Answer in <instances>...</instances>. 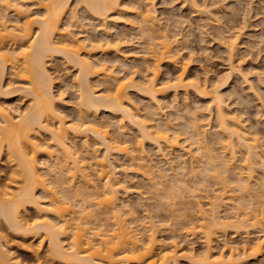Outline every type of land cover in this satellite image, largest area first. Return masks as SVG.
<instances>
[{
	"label": "bare ground",
	"instance_id": "bare-ground-1",
	"mask_svg": "<svg viewBox=\"0 0 264 264\" xmlns=\"http://www.w3.org/2000/svg\"><path fill=\"white\" fill-rule=\"evenodd\" d=\"M70 1L71 0H33L34 5H37H35L37 10L34 11L32 9L33 11H31L30 7L28 8L29 4L27 5L25 0H0V94L8 93L5 89L6 85L4 83V77L6 75V69L11 66L14 70L16 69L14 74H17L18 77L20 76V79L18 80L23 79L27 82H22L26 85H24L25 87L23 86V90L26 89L27 93H31L33 97V102L31 101L32 103L29 104L28 108L15 115L11 113V107L0 103V156L6 152L9 159L7 160L13 164L11 174L9 173L10 176H8L9 179L7 181H0V220L2 219L8 227L13 228L14 231H20L23 234L22 236L26 235L31 236L30 238H32L35 235L40 234V244L37 247L31 245L33 247V249L32 247L31 249L36 254V261L33 264H131L132 262H136V264H180V253L178 254L179 251L176 246L177 244L173 243L172 247H168L163 242V245L161 244L157 235V223L154 219H148V221L145 222L146 224L144 223L143 225L139 222L137 217L133 216L134 212H131L132 216L129 215L127 210V212H125V205L122 204V201L119 202L121 199L119 195L121 194V189H126L123 182L128 181L129 178L128 176H126L125 179L120 177L122 169L116 163L118 160L117 156L119 158L125 157L130 163L127 162L132 164L131 168L134 169L135 167L133 166H139L137 161L139 157H136V152L132 151L135 149H133V146L131 149V145H128L126 142L124 143V141H121L118 138H116L117 140L114 139V136L109 134V130H105L103 127V129L100 128L102 124L100 123L101 125H99V120L93 122L92 119L90 121L89 117V122L86 117L90 116L89 113L96 116V114L102 111L110 112L111 114L120 112L123 119L125 118L140 134L139 136L141 137L139 138L141 139L137 140L141 142H137V144L139 143L141 146V143L145 140L146 142H150V144H156L160 151L159 153L165 159V147L171 148L170 150H172L179 146V142L181 141H179L180 136L178 135L180 132L177 133L178 130H174L175 128L173 127V130L176 132L173 133L172 131V133L177 134L173 136V134L169 132V122H165V128H163L160 126L163 124L159 125L158 122L156 124L153 123V121L148 120L150 119L149 116L147 118L141 113L140 108L134 104L132 101L133 99L128 93L129 91L127 90L132 86L144 95L146 94L147 97L155 100L154 102L157 103L156 107L158 106V108L155 109L156 112L152 111L154 114L153 116L151 112H149V114L151 115V120H158L155 116H158L157 114L160 113L162 109L161 106H163L160 96L167 93V89L173 88L176 93L179 87L185 88V90H188V88L191 87L193 89L192 91L195 90V93L197 92L198 94L203 95L202 97H211L210 102H212L213 105L210 104L216 108V118L218 119L217 127L220 130L218 131L221 132L223 136L220 139L222 155L219 151L218 153L220 156L214 154L216 151L212 152V154H209V152L207 153L209 162L214 164L215 168H212L215 170L213 172L210 171V168L208 169L204 162L203 164H205L207 170L204 168L205 170L202 171L201 169V173L205 171L206 173L204 172V174H206L205 176L207 177L209 175L208 173L218 172V174H215L217 176L223 171L220 169L221 172H219L218 169L221 164H223L221 167L225 166L223 169L226 168L224 169V172L231 168L233 170V162L236 161L237 154H239L238 151H244L246 155L244 152L243 154L246 157L244 156L245 159L243 161L244 164H246L245 166L249 169L248 172H250L247 173L248 175L244 174L246 176H244L241 171L236 172V174L240 179L238 180L239 183L241 182L240 189L246 191L245 193L250 194L253 186L248 180H250L253 175L252 172L254 171V167L256 169V166L254 165H260L261 169L264 170V155H262L263 152L261 153L259 149L261 138H259L258 135H253L254 137L248 136L246 130H244L245 126L239 120V117L236 114L234 115L233 113L231 114L227 112L225 98L221 93L222 91L219 90L221 86L212 87V89L207 90V87H203L200 82L186 78L188 77L185 74L186 65L182 70L183 72H181L175 80L173 79L174 81L172 79L170 80L173 81L172 83L168 80L167 82L169 84L167 82L166 84L163 82V85L159 84L158 76L160 73L159 65H161V61H166L167 59L176 61L178 58L177 56H179L178 49L177 51L176 49L174 50L175 42L173 43V40L175 39L171 40L172 38L169 39L170 37L166 38L168 35L165 36L164 34L162 36L164 40H160L162 41H159L160 44L157 42V48L160 45L158 49L152 47L153 51H151V53L149 51L150 56L152 54V62L154 63V67H149L152 68L151 70L154 71V74L148 79L145 77L142 83H136L133 76H131L133 77L131 79L129 77L123 78L117 76L114 74V71H112V68L110 69L98 60L94 61L93 57L96 55L95 50L103 49L104 51V47L102 46L104 43L102 42L103 44H101L100 41V44L98 45L95 44L98 41H92L95 43L88 42L89 38L86 37L84 38V41L80 40V42L76 39L77 37L75 38L70 34L72 26L69 23L72 22V24H74L73 22L78 20L77 13H75L76 10H73V17H77L73 19L71 15L72 20L68 22L69 25L63 22L70 9ZM82 2H84L86 6H84L85 9H88V12L92 13V16L90 15V17L95 15L102 18V21H107V19L111 18L112 15L114 16V14H122V12L128 10V8H134V6H130V3L126 0H82ZM194 4L196 5V3ZM151 6L152 3L149 4V7L146 5L143 10V7H140L141 9L138 7L133 9L134 15L137 14L136 18L139 17L141 19H139V21H143L147 27L150 26L148 27L150 29L154 27L158 19L155 12L156 10H154L155 8ZM129 11H132V9ZM10 12L14 14V17L16 16V18H14L15 20H12V22L9 17ZM104 29L106 30L107 28L104 27ZM107 32V34H109V31ZM57 35L61 38H56ZM233 37L231 36L230 39L226 38L227 40L224 39V44L228 43L227 50L229 51V57L232 61L234 60L233 56H235L234 54L236 53L235 49L237 48L236 44L238 39L237 35H233ZM154 38L152 37V39ZM85 40H87V42ZM9 42L10 45L8 46ZM109 42L111 43V41ZM110 43H106V47L110 46V48H113L114 46L119 48L120 41ZM111 45L113 46L111 47ZM98 46H102L103 48H98ZM92 48H94L95 52L92 51ZM116 48L114 49L116 50ZM55 54H61L65 60L73 62V64H76L78 67L79 72L77 73V78L75 77L76 80H74L79 89L78 95L80 98V108L78 107V109H80V113L78 118L81 114V120H72L74 122H71V120L68 121L65 114L63 115L57 109L56 104L58 103V100H63L64 96H62V93V95L60 93L57 95L54 90V80L56 78L52 73L53 71H51L48 66V58H52ZM232 67L235 68L234 65H232ZM234 68H232V70ZM100 75L105 76L106 82L112 80V82H110L111 87L106 88L111 90L113 87L111 90L112 92L110 91L105 94H99L98 90L97 92L93 89L94 85L92 86L93 83H91L93 80L91 81L90 78ZM113 81H115V83H113ZM112 83L114 85H111ZM9 85L8 87L10 89L11 87ZM18 89L19 88L16 87L15 90ZM10 90H13V88ZM158 109L160 110L158 111ZM210 110L212 111V109ZM209 118L211 119L210 116ZM209 118L195 117V121L193 118L194 124H192L193 122L191 123L193 128L189 126L192 128V130L189 128L190 132L192 131L193 133L191 134L187 129L185 131V133L189 132L193 136H189L188 138L187 135L185 138L201 143L197 144V146H199V148H197L200 150L197 149L199 154H197L198 151H191L189 145L188 149L186 147H180V149H182V154L184 152V155H190L192 159L191 162H197L203 158H201L203 155L200 154L202 151L200 148L202 145H204L203 147H206L207 143L205 145V142L203 141L207 138V133L211 132L208 131V128L211 126L210 121L212 120H209ZM93 119L95 118L93 117ZM121 128L122 132L126 131L123 129V123L121 124ZM41 132H44L47 135V138L41 137ZM90 133L92 134L91 137L93 136L101 147L103 146L104 153H101L102 155H97V153L96 155H93L92 152H95V150H91L92 145L90 143ZM170 134L173 137H171ZM76 139L82 140V144H80V146L82 145V148L78 147L79 145L76 143L77 141L75 142ZM192 140L191 142L193 144ZM216 140L217 139H215V141ZM206 142H208V140H206ZM140 146L138 147L141 148ZM143 147L144 145L142 144V149ZM141 151L143 152V150ZM40 155L47 156V159L50 160L49 162L51 163H46L45 161L47 160L42 161ZM173 155L175 154L173 153ZM184 157L186 156L180 158L182 163L181 167L183 168H179L184 169L183 173H187L186 169L188 165L186 166L187 162ZM227 157H229V159H227ZM145 159L147 160V158ZM165 160L168 159L166 158ZM217 160L221 163L219 166H216L217 164H215L218 162ZM231 160L234 161L232 162ZM229 161L232 163H229ZM145 165L148 166V172L157 175L156 171L158 169L150 159L147 160ZM137 166L136 170L138 169ZM195 166H197V164ZM195 166H192L193 172L196 169ZM199 167L200 166L197 168ZM235 168H237V166H235ZM91 169L93 171H91ZM136 170L135 172L139 171ZM232 170H230V172ZM197 171L200 172V170ZM228 172H226V174H228ZM194 173L193 176L197 178L199 173H196L197 176L194 175ZM142 175H145V172H143ZM164 175L165 174H160L161 179L159 182H155L158 184L157 186H159L160 183H164L163 179L166 177H164ZM184 175L187 176L186 174ZM190 175H192V173ZM175 177L177 180L176 183H179L180 188V181H183V184L184 179H179L177 176ZM221 177L219 175V178L223 179L224 173ZM95 178H97L98 183ZM221 182L222 180L220 183ZM76 183H79V185L82 183V185L76 187ZM82 186L86 188H82ZM183 186L184 184L182 185V190L185 187ZM234 188L235 186L231 189L227 187V189H230L232 192L236 190ZM236 188L239 189L238 185ZM71 189L73 192L70 191ZM169 189L170 188H166V192ZM184 189L186 190V187ZM223 189L224 190L219 193H217L218 191H213L215 195L212 197L208 194L204 195L206 196V200H208V204L206 203L207 205H205L207 207H204L201 201H198L196 204L194 202L196 208L198 207L197 211L199 212V218H197L198 223L186 222L187 224H190H188V230L186 229L189 234L196 235L201 233L202 235L200 236L204 237V240L207 243L206 256L208 257L213 255V241L216 238L217 231L221 230L220 228L233 226V228L235 227L238 231L240 229L244 231L249 225L253 227L254 224H261V220L264 219V211L262 210L263 212L261 213L260 209V215H258L259 213L255 215L256 212L252 211L254 214L252 215L251 213V218L256 219L252 221L250 216L248 217V215H250L248 212L251 210L248 212L245 210L246 207L249 208L246 203H243L244 206L242 207L239 205H237L239 207L235 206V208L237 207L236 210L238 208H244L242 210L238 209L239 211H237V213L233 210V214L234 212L236 214H231L232 216L222 212L229 205V207L233 209L234 206L232 208L231 205L235 202L232 200L234 194L232 193L233 195H231L230 190H227L226 188ZM40 191L42 193H40ZM171 191L168 192L173 193ZM69 193H71V195ZM165 195L168 196L167 193ZM234 198H236V196H234ZM85 201L87 202L85 203L86 205L84 204ZM79 203L82 209L79 207ZM92 205H99L100 207L105 206L104 208H107L106 211H104L105 209L103 210L102 214L104 217L105 214L106 217L108 213L111 214L113 218H111L113 220V225L111 227H107L108 224L105 226L106 222L100 224V219L102 217L93 213L95 210ZM28 206L35 209L34 212H36V215L32 218L27 216L26 211ZM91 206L93 208H91ZM76 207L79 209H76ZM229 207L227 209H229ZM222 213L224 214L223 216ZM98 216L100 217L99 219ZM104 217L102 220H104ZM106 217L105 221L107 219ZM109 219L110 218H108V220ZM99 220L100 222H97ZM191 220H193V218ZM92 224H97V227L92 226ZM251 227H249V229ZM263 228L261 229L264 233ZM246 231L249 235L250 231H248V229ZM4 236H2L0 230V264H26V262L23 263L24 261L22 262L19 258L17 259V257L12 255L13 251L11 252L10 250L12 249L8 247L9 242L7 239L6 241L2 240ZM263 236L260 235L259 239L253 242L249 247L244 245L242 250H240L241 248L239 249L238 246L234 247L233 245L231 248L232 250L230 249L231 252L228 255L221 254L219 258L220 261L222 260L224 264H239L240 258L248 255H250L249 257L257 255L261 252L264 245V238H261ZM46 238L50 242L49 248H47L48 250L46 254H41L40 246ZM248 240L244 241L248 242ZM248 250H250V253L246 255Z\"/></svg>",
	"mask_w": 264,
	"mask_h": 264
},
{
	"label": "rangeland",
	"instance_id": "rangeland-1",
	"mask_svg": "<svg viewBox=\"0 0 264 264\" xmlns=\"http://www.w3.org/2000/svg\"><path fill=\"white\" fill-rule=\"evenodd\" d=\"M126 1L130 3V6L132 7L134 6V8H128V10L124 11L125 13L122 12V14L119 13L114 14V16L112 15L111 18L107 19V21L105 20L102 21L103 20L102 18H99L95 15H93V17H90L92 13L88 12L89 11L88 9H85L86 6L84 2H82V0L80 1L71 0L69 12L66 14V17L63 20V22L65 24H68V22L72 20L71 15L73 19L78 16L79 21L75 19L76 21L73 22L74 24H72V22L69 23L72 26V28L70 29L71 30L70 34L73 35L75 38L77 37L76 39H78L79 41L80 40L84 41V38L86 37L89 38L90 40L89 41L87 39L88 42L98 41L97 43L92 42L98 45L100 44V41L101 44L104 43L105 46L104 44L102 45L104 47V51L103 49L95 50L96 55L95 57H93V60L94 61L98 60L99 62L104 63L103 65L108 66L110 69L112 68V71H114V74L117 76L123 78L129 77L130 79L134 77L133 79L136 81V83H142L145 77L148 79L150 78V76L152 77V74H154L153 73L154 71L151 70L152 68H150V67H154L153 65L154 63L152 62L153 60L152 54L151 56L149 54V51L150 53L151 51H153L152 47L154 48L156 47V49L159 48L160 42L164 40L162 38L164 34L165 36L168 35L166 38L170 37L169 39L172 38L171 40L175 39L173 40V43L174 42L176 43V44L174 43V50L176 49L177 51L178 49L179 56H177L178 58L176 61L175 60L171 61L170 59H167L166 61L162 60L163 62L161 61V65H159L160 73L158 76V82H160L159 84L160 85H163L164 83L166 84L168 80L170 83H172L176 79V77L181 72H183L182 70L186 65L185 74L186 76H188L186 78L200 82L203 87L205 86L207 87V90L212 89V87L221 86L219 90L222 91L221 93L225 98L226 101L225 106H227L226 108L227 112L231 114L233 113L234 115L236 114L239 117V120L245 126L243 127L244 130H246L248 136L254 137L258 135V137L261 138L260 147L262 148L259 147V149L261 153L263 152L262 155H264V0H190L191 2L189 0H132V1L126 0ZM25 2L27 3V5L29 4L28 8L30 7L31 11L37 10V7H35L36 4L34 5L33 0H25ZM147 3L149 4L152 3L151 7L155 8L154 10H156L155 12L158 18L154 27L151 26L153 27L151 29L148 28L150 26L147 27L145 23H143V21H139L140 18L139 17L136 18L137 14L134 15L133 12V9H136V7H138L139 9L143 7L142 10L146 7V5L149 7V4ZM194 3H196V5ZM130 9H132V11H129ZM73 10L74 11L76 10L75 11V13H77L76 17H73L74 14ZM9 14L8 15L11 18V22H12V20H15L14 18H16V16L14 17V14L12 12H10ZM104 27L107 29L105 30ZM107 31H109V34H107L108 33ZM232 34L234 36L237 35L238 37L236 44L237 48L235 49L236 53L234 54L235 56H233L234 58L233 61L229 57V51L227 50L228 43L224 44L225 40L230 39L231 36L233 37ZM152 37L155 38L152 39ZM56 38H61V37L57 35ZM108 39L109 41H111V43L120 41L119 48H116L113 45H111V47L113 46V48H110V46H107L108 47L107 48L106 45L110 43ZM87 40L85 41L87 42ZM157 42L159 43L158 48H157ZM9 45L10 42L8 46ZM102 46L100 47L103 48ZM100 47L98 46V48ZM114 48H116V50ZM92 49H93L92 51L95 52L94 48ZM60 55L55 54L52 58L50 59L48 58V66L50 70L53 71L52 73L56 78L54 80L55 82L54 90L56 91L57 95L59 93L60 94L62 93L63 95L62 94L61 95L64 96L63 100H65V101L58 100L56 106L57 109L63 115L65 114L68 121L71 120V122H74L76 121V119L81 120L80 118L81 114L78 118V115L80 113V109H78V107L80 108L79 106L80 98L78 95L79 89L77 84H75L76 83L75 77L77 78V73L79 71L76 64L74 65L73 62L65 60V58L62 57V55L61 56ZM83 55L86 57L84 53ZM232 65H234L235 68L232 67ZM232 68L234 69L232 70ZM15 70L11 66H9L6 69L4 83L6 85L5 89L8 91V93L0 94V103L1 104L3 103L5 106L11 107L12 109L10 111L13 115L25 111L28 108L29 104L33 102L32 101L33 97L31 93L30 94L29 92L27 93L26 89L23 90V86L25 85L24 83L27 82L24 81L22 78H21L22 80H18L20 79L19 78L20 76L18 77L17 74H14ZM101 76L103 77V79ZM171 79L174 80L170 81ZM90 80L91 81L93 80L92 82L91 81L90 82L93 83L92 84V86L94 85L93 89L95 91L98 90L99 92L98 91L97 92L99 94H103V93L105 94L106 92L108 93L113 88L112 87L111 90L106 89L107 87H111L110 82H112V80L106 82L105 76L103 75L97 77L95 76L91 77ZM23 81L24 83H22ZM10 82L12 85L11 84L9 85ZM113 83H115V81H113ZM113 83L111 85H114ZM7 84L11 87L10 89L13 88V90H10ZM14 87L15 89L16 87L19 89L15 90ZM131 87L132 86H130V88H128L127 91H129L128 93L130 94V97L133 99L132 101L134 102V104H136V106L140 108L141 113L147 118L149 116L150 119L148 120L153 121V123L157 124L158 122L159 125L163 124L160 125L163 128H165L164 123L169 122L170 125L169 132L173 134L178 130L177 133L180 132L178 136H180L179 141L181 142H179V146L173 148L174 150L173 149L170 150L171 148L165 147L166 148L164 151V153H166L165 159L167 158L168 160H170L168 161L165 160L164 157L159 153L160 151L158 150L156 144L154 143L150 144V142H146V140L141 143V146L139 143L137 144V142H141L137 140V139H141L139 138L141 137L139 136L140 134L138 133L137 129L134 128L125 118L123 119V116H121L120 112L111 114L110 112L102 111L96 114V116L93 115L92 113H89L90 116L87 115L88 117H86V119H88L87 121H89V117H90V121L92 119L93 122L99 120V125L102 124L100 128L103 127L105 130L106 129L109 130V134L114 136L113 137L114 139L118 138L121 141H124V143L125 142L128 143V145H131L130 146L131 149L133 146V149L135 150L132 151H135L136 153L135 152L134 153L136 157H139L137 160L139 166L136 165L138 169L136 170V166H133L135 167L134 169L136 171L138 170L139 171L135 172V170L131 168L132 164H129L130 162L125 157L119 158L117 156L118 160L116 161V163L122 169L120 177L122 179H125V177L128 176L129 178L128 181L123 182V185L125 186L126 189H121L120 191L121 194H119L121 199L119 202L122 201V204L125 205V212L128 211L129 215H131L134 212L133 216L137 217L139 219V222L142 223L143 225L146 221H148V219L150 220L154 219V221L157 223V227H158L156 228L157 235L159 237V240L161 241V244L163 242L168 247H172L173 243L177 244L176 246L178 247V251H179L178 254L180 253L179 254L180 264H224L222 260L220 261L219 258L221 254L228 255L231 252L232 250L231 248L233 247V245L234 247L238 246V248L239 249L241 248L240 250H242L244 248V245L249 247L253 242L259 239L260 235L262 236L264 235L261 229L264 226V222H263L264 219L261 220L262 221L261 224L260 223L258 225L254 224L253 227L249 225L248 228H246L244 231L241 229L238 231V229L236 230L235 227L233 228V226H227L226 227L227 229L220 228L221 230L217 231L216 238L213 241L214 252L211 257L206 256L207 243L205 242L204 237L200 236L202 234L201 233L200 234L198 233L196 235H193L191 233L189 234L186 231V229L188 230L187 227L189 223L187 224L186 222L189 221V222L198 223L197 218H199V212L197 211L198 207L196 208L195 204L198 201H201L203 206L207 207L205 205L208 204V200H206L205 198L206 196L204 195L208 194L210 197H212L213 195H215L213 191L215 192L218 191L217 193H219L224 190L223 188L227 189L228 187L231 189L233 188V186H235L234 189L238 191L232 189L234 190V192H232L230 189H227L231 191V195L234 194L232 200H234L235 202L237 201L236 203L234 202L231 205L232 208L233 206L235 208V206L237 205L242 207L244 206L243 203L244 204L246 203L250 209L246 207L247 209L245 208V210L247 212L251 210L250 212H248V214L250 213L248 217L250 216V219L254 221L255 218L253 219L251 218V216L254 214L252 211L256 212L255 215L259 213L260 209H261V213L264 211L263 209L264 208V186H263L264 170L261 169L260 165L258 166L254 165L256 166V169L254 166H252L254 167V171H253L254 173L252 171L251 172L254 176L252 175L250 180H248L249 183H251L253 186L252 191H250L251 194L245 193L246 191L241 190L240 189L241 182L239 183L238 180L240 179L238 178L236 172L241 171L243 175L250 172V171L248 172L249 169L245 166L246 164H244L243 160L245 159L244 156L246 154L242 150L245 155L243 154V152L238 151L239 154H237L236 161L231 160L232 162L234 161L233 162L234 169L232 170L231 168L230 169L232 170L231 172L228 169L225 170L226 172L229 171L228 174L224 172V169L226 168L223 169V167L225 166L221 167V165L223 164H221L218 161L219 159L217 160L218 162L215 163L217 164L216 166H219V164H221L218 169L219 172H221V170L223 171L219 175L221 177V175L224 173V177H223L224 180L221 179L222 177L219 178V175L217 176L215 175L218 174V172L208 173L209 175L207 176L208 177L207 178L205 176L206 174H204L205 171L201 173L203 170L206 169V166L208 169L210 168L209 170L212 172L215 170L214 164L209 162L207 153L209 152V154L210 153L212 154V152L216 151V153L214 154L219 155V153H221L222 155L220 139L223 137L221 132H219L220 131L219 128L217 127L218 119L216 118L217 116L216 108H214L215 106H212L213 104L212 102H210L211 97L208 96L202 97L203 95H200L197 92L195 93V90L192 91L193 89L191 87H190L191 89L188 88V90L179 87L176 93L174 89L171 87L172 89H167L166 91L168 92L165 93L163 96H160L161 98L160 100H162L163 102V106L161 107L162 109L163 108L164 109L163 110L161 109L160 113L157 114L158 116H155L158 120H151V115L149 114V112L152 113V111H155V109L158 108V106L156 107L157 103L154 102L155 100L151 99L150 97H147L146 94L144 95L143 93L139 92L133 87L131 89ZM210 109H212V111ZM159 110L160 109H158V111ZM153 115L154 114L152 113V116ZM209 116L211 117L212 120L209 118ZM93 117L95 119H93ZM195 117H200V118L208 117L209 120H211L210 121L211 126L208 128L209 129L208 131L211 132L207 133L208 136L206 135L207 138L204 139L203 141L205 142V145L206 143L207 145L206 147H203L204 145H202V147L200 148L202 149L200 154L203 155L200 156L201 158L203 157L202 158L203 160L200 159L199 161H197L198 163L196 161L191 162L192 159L190 155L189 156H187L188 154L184 155V152L182 154L181 152L182 149H180V147H186L188 149V147L190 146L189 149L191 148L190 149L191 151L195 152L199 150L198 149L199 146H197V144L200 142H196V141L194 142V140L188 139L189 136L193 137L191 135L193 132L192 131L190 132L189 128L192 130L193 128L192 124H194L193 118L195 121ZM122 123L124 125L123 129L126 130L125 132H122L121 130ZM189 123L192 124L190 125ZM189 126H191L192 128ZM173 129L174 130L177 129V130L174 131ZM186 129L191 134L189 132L185 133ZM41 133H40L41 137L47 138V135L44 132ZM89 135L91 137L92 134L90 133ZM174 135L177 134L175 133L173 134V136ZM187 135L188 138H185L187 137ZM173 136L171 135V137ZM92 138L93 136L90 139V143L92 145L91 150L92 151L95 150V152H92L93 155H96V153L97 155L98 154L102 155L101 153H104L103 146L101 147V145L94 138H93L94 140ZM215 139L217 140L215 141ZM191 140L193 141V144ZM206 140H208V142H206ZM81 141L82 140L80 139L75 140V142L79 145L78 146L76 144L79 148L82 146V145L80 146V144H82ZM142 144L144 145L143 149H142ZM138 146H140L141 148H139ZM138 148L143 150V152ZM199 151L197 152V154H199ZM173 153L177 155L175 156L173 155ZM183 156H186L184 158L186 159L187 162V164L185 163L186 166L188 165L186 169L187 173H183L184 169H181L183 167H181L182 163L180 158H182ZM40 157L42 161L47 160L48 162L45 161L46 163H51L49 162L50 160L47 159V156L40 155ZM145 158H147V160L150 159L152 163L155 165V167L158 169L156 171L157 175L155 174L153 175L151 172H148L149 169L148 166L145 165L147 163V160ZM7 159H8L7 153L4 152L0 156V160H1L0 181L1 180L7 181L9 179L8 176H10L11 174L12 171L11 169H13L12 168L13 164H11V162L8 161L9 159L8 160ZM227 159H229V157H227ZM231 161H229V163H232ZM204 162L206 166L205 164H203ZM196 164L197 166H195ZM193 165L197 170H200V172H198L194 168L195 169L194 172L197 171L196 173H199V176L197 178L193 176L194 173L192 171ZM198 166L200 167L197 168ZM235 166H237V168H235ZM91 171L93 170L91 169ZM143 172H145V175H142ZM191 173L192 175H190ZM196 173H194V175H196ZM160 174H165L164 177L166 176L165 177L166 180L164 178L163 179L164 183L163 184L160 183V185L157 186L158 184H156L155 182H159V180L161 179ZM184 174H186L187 176H185ZM173 175L177 176V178L179 177V179L180 178L184 179L183 184L186 187L187 191L184 189L185 188L184 186L182 190L183 181L180 180L179 181L181 182L180 183L181 187L179 188L180 185L179 183H176L177 181L176 177ZM95 179L96 182L98 183L97 178ZM220 179L222 180L221 183H220L221 181ZM80 185H82V183ZM80 185L79 183H76L75 186L79 187ZM237 185L239 189L236 188ZM187 186L189 187V189ZM83 187L84 186H82V188ZM166 188H170V189L167 190L166 192L165 190ZM70 191L73 192L72 189ZM168 191H171L173 193H170ZM40 193L42 192L40 191ZM71 193L69 194L71 195ZM166 193L168 196L165 195ZM234 196H236V198H234ZM85 203L87 202L85 201L84 204ZM92 206L91 208H93ZM98 206L99 205L94 206V210L96 213L95 212L93 213L99 215L102 218L100 219L101 222L100 220L97 222H100V224L101 223L104 224L106 222L105 226L108 224L109 226L107 225V227H111L113 225L112 223L113 218L111 214L108 213L106 217V214L104 213L105 217L107 218L105 221V217L102 214L103 210L105 209L104 208L105 206L104 207L99 206V208ZM229 206H227V208ZM79 207L81 208L80 203H79ZM227 208L222 212L232 216L236 214L237 211L242 210L244 207L242 209L238 208L239 210L238 209L236 210V208L235 209L234 208L231 209L230 207L229 209ZM76 209L79 208L76 207ZM106 209L104 211H106ZM233 210L236 211V213L234 212L233 214ZM34 211L35 209L33 207L28 206V209L26 211L27 216L31 218L35 216L36 212ZM261 213H259L258 215H260ZM223 215L224 214L222 213V216ZM99 216L98 219L100 218ZM103 217L104 220H102ZM108 218L110 219L108 220ZM192 218L193 220H191ZM5 224L6 223L1 219L0 230L2 236L5 235L2 240L6 241L7 239V241L9 242L8 247L12 249L10 250L11 252L13 251L12 255L17 257V259L19 258L20 261L22 262L24 261L23 263L25 262L26 264L35 263L36 254L32 250L33 247L31 245L33 246L35 245L37 247L40 244V237H41L40 234L35 235L32 238H30L31 236H26V235L22 236L23 234L20 231L17 230L14 231L13 228L11 227L9 228L8 225ZM92 226L97 227V224L94 225L92 224ZM249 227L251 228L249 229ZM247 229L248 231H250L249 235L248 232L246 231ZM261 238H264V236ZM244 240H248V242L247 241L245 242ZM49 243L50 242L49 240H47V238L44 239L43 244L40 246L42 252L41 254H46L48 250L47 248H49ZM249 253L250 250H248L246 255H248ZM249 256L250 255L240 258L239 264H264V245L260 253H258L257 255H252V257ZM131 264H136V262L135 263L132 262Z\"/></svg>",
	"mask_w": 264,
	"mask_h": 264
}]
</instances>
